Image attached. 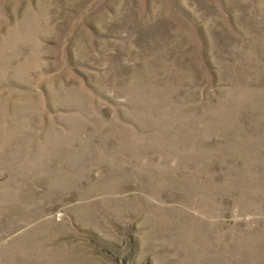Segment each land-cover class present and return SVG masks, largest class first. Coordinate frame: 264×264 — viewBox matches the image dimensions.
<instances>
[{
	"label": "rangeland",
	"instance_id": "obj_1",
	"mask_svg": "<svg viewBox=\"0 0 264 264\" xmlns=\"http://www.w3.org/2000/svg\"><path fill=\"white\" fill-rule=\"evenodd\" d=\"M0 264H264V0H0Z\"/></svg>",
	"mask_w": 264,
	"mask_h": 264
}]
</instances>
